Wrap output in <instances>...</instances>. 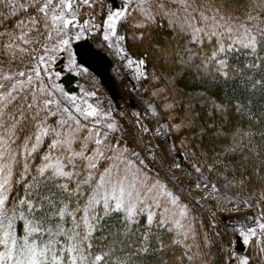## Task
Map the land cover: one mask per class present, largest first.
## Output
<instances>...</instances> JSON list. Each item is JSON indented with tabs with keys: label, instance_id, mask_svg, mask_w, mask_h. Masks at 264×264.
Masks as SVG:
<instances>
[{
	"label": "snow or ice",
	"instance_id": "1",
	"mask_svg": "<svg viewBox=\"0 0 264 264\" xmlns=\"http://www.w3.org/2000/svg\"><path fill=\"white\" fill-rule=\"evenodd\" d=\"M0 264H264V0H0Z\"/></svg>",
	"mask_w": 264,
	"mask_h": 264
},
{
	"label": "water",
	"instance_id": "2",
	"mask_svg": "<svg viewBox=\"0 0 264 264\" xmlns=\"http://www.w3.org/2000/svg\"><path fill=\"white\" fill-rule=\"evenodd\" d=\"M85 49L90 53V56L87 59V64L90 66V71L99 78L101 84L109 93L112 100L117 102L119 96L117 94L113 78L108 73V68L110 66L108 58L102 53L96 51L89 41L82 42L81 45L78 46L79 51H84ZM64 79L66 82L71 81V83L68 85L70 86L76 78L65 76ZM71 88L75 90V87Z\"/></svg>",
	"mask_w": 264,
	"mask_h": 264
},
{
	"label": "rangeland",
	"instance_id": "3",
	"mask_svg": "<svg viewBox=\"0 0 264 264\" xmlns=\"http://www.w3.org/2000/svg\"><path fill=\"white\" fill-rule=\"evenodd\" d=\"M92 41H93L94 45L98 47L99 37L94 38ZM102 50L105 53L109 54L111 59H112V61H113V65H112L111 70H110L111 71V75L114 77L115 80H117L118 84H120L122 82V80L124 82V84H123L124 86L121 89L120 93H121L122 100H123L122 101V106H123V108H127L128 109V104H127L128 103V99H131L136 104L135 94L130 93V91H129L130 86L128 84H126L125 79H121L120 76L118 75L120 70H119V65H118V62L116 61V59H114V57L109 52L105 51L104 49H102ZM119 79H121L120 82H119ZM96 81H98V80L95 77H93L92 79H88V80L78 78L77 81L74 83V85L76 86V83L80 82V83L85 84L88 87H91L92 84L94 82H96ZM97 86L99 87V85H97ZM99 89H100V87H99ZM98 95H99V97L102 100L105 101V106H107L108 105V101L105 99L106 95H104V92H103L102 89H100V91L98 92ZM129 110L131 111V110H134V109L130 108ZM228 219H232V217H229Z\"/></svg>",
	"mask_w": 264,
	"mask_h": 264
},
{
	"label": "flooded vegetation",
	"instance_id": "4",
	"mask_svg": "<svg viewBox=\"0 0 264 264\" xmlns=\"http://www.w3.org/2000/svg\"><path fill=\"white\" fill-rule=\"evenodd\" d=\"M120 80L121 79H119V82H120ZM125 82H126V84H128L129 86H130V84L128 83V80L125 78ZM124 84V82H123V80H122V82L120 83V84H118L117 83V80H116V85H117V89H118V91H119V94L121 95V93H120V91H121V89L123 88V85ZM128 110L130 109V108H133L132 106L135 104L131 99H128ZM122 107V106H121ZM123 108V107H122Z\"/></svg>",
	"mask_w": 264,
	"mask_h": 264
}]
</instances>
